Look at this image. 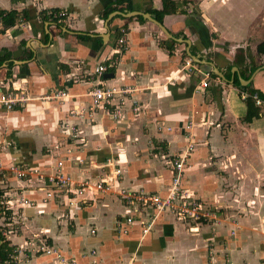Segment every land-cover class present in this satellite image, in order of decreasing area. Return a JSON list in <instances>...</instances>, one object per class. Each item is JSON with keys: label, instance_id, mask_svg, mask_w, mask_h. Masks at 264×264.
Returning a JSON list of instances; mask_svg holds the SVG:
<instances>
[{"label": "crops", "instance_id": "crops-1", "mask_svg": "<svg viewBox=\"0 0 264 264\" xmlns=\"http://www.w3.org/2000/svg\"><path fill=\"white\" fill-rule=\"evenodd\" d=\"M115 1L0 0V10L18 18L10 28L0 22V57L9 55L0 66V94L24 97L9 111L0 104V159L46 173L62 162L61 172L78 181L165 196L170 161L191 144L182 183L210 218L186 222L165 212L142 235L138 215L124 235L117 227L132 213L115 193L89 188L78 207L67 197L43 204V183L6 175L0 187L13 230L6 239L24 247L44 238L80 264H264V54L257 52L264 0H173L176 13L160 23L171 38L141 15L127 17V5ZM131 7L150 14L162 0H131ZM58 12L66 16L54 17ZM100 64L106 71L97 77ZM99 83L133 87L138 112H130L132 101L118 121L104 108L90 112L89 93ZM245 87L262 101L250 123L243 121ZM56 90L68 97L45 100ZM114 169L121 170L115 180ZM21 192L37 206H15L12 196ZM23 264L59 263L56 255L33 254Z\"/></svg>", "mask_w": 264, "mask_h": 264}, {"label": "built area", "instance_id": "built-area-1", "mask_svg": "<svg viewBox=\"0 0 264 264\" xmlns=\"http://www.w3.org/2000/svg\"><path fill=\"white\" fill-rule=\"evenodd\" d=\"M66 12L54 13V17L59 19L64 18ZM122 34H125V30H121ZM119 45H126L123 38L118 40ZM126 49V48H125ZM114 65V63L112 64ZM190 61L186 62V66L189 67ZM106 71V67L102 64L95 68L94 75L101 77ZM212 76V75H211ZM210 75H206L199 84L200 89H206L208 87V79ZM100 85L94 87L89 93L90 95V112H94L96 109L104 108L107 109V114L113 121L120 120L126 111L127 103H131L130 112L137 113L139 108L136 105L137 102L134 100L135 89L130 86L122 87H108L101 83ZM68 97V94L63 90H56L53 94L47 95L45 100H55L62 102ZM251 97L256 106L262 105V101L259 96L254 93L249 95L246 92L241 93V98L246 100ZM24 100V97L17 98L14 94L1 93L0 94V104L8 111L17 103ZM79 114V113H78ZM76 114L74 113V116ZM69 128H67L68 130ZM71 132H74V128H70ZM73 137H76L74 133H71ZM192 149V145L189 144L182 156H177L170 161L173 175L171 177V186L168 193L165 196L159 194L149 193L144 190L135 191L131 188H125L115 191L113 185L110 182H105L104 180H97L90 182L89 180H75L70 175L61 172L62 162H57L54 172L46 173L40 168H23L18 163L13 162L8 165L2 163L0 159V178L6 175H11L18 180L22 179H34L39 183L44 184V196L42 198V203L46 204L56 198L67 197V204L70 208L80 206L87 194L89 188L94 189L96 194H114L117 199L123 203L132 215L127 216L124 219V224L118 225L119 232L121 234H128L129 226L133 224L135 218L141 215V233L146 235L149 233L153 225L156 223L158 217L162 213H170L178 217V219L186 222L199 223L210 218V212L205 208V205L199 200L191 196L188 189H186L182 183V171L184 166V160L189 151ZM79 165H83L84 161H77ZM121 174L120 169H114L112 172L113 179ZM1 184V183H0ZM1 188V187H0ZM14 197L15 206H20L22 208H34L37 206L36 201H32L21 193H16ZM12 202H9L11 204ZM2 220L7 211H10V207L7 205V200L3 203ZM12 217L9 218V222L5 224L6 227H10ZM13 233V230H8L4 232V235H9ZM92 234L95 233L94 230L91 231ZM231 235L234 236V231H231ZM96 251H92L94 255ZM56 255L59 264H80L73 259H69L64 255L57 252L56 249L47 244V240L44 238H32L25 246L15 247L13 251L8 255V260L5 264H23L25 260L31 255ZM232 264V263H227Z\"/></svg>", "mask_w": 264, "mask_h": 264}, {"label": "trees", "instance_id": "trees-1", "mask_svg": "<svg viewBox=\"0 0 264 264\" xmlns=\"http://www.w3.org/2000/svg\"><path fill=\"white\" fill-rule=\"evenodd\" d=\"M116 6L126 4L127 7L125 10L127 12H132L134 11L133 7H131V0H116L114 3ZM177 4L173 2V0H162V9L161 10H150L149 13L153 16V18L158 21L159 23H162L163 17L166 15L174 14L176 13L177 10ZM56 12L57 10H53ZM52 13V12H51ZM50 13L49 17L52 18L53 20V15ZM105 15V13H104ZM17 12L16 11H3L0 10V22L4 28H10L13 27L16 22H17ZM139 22H143L142 17H137L136 18ZM125 26V25H124ZM122 27L125 28L126 27ZM115 37H121L120 29H117L115 32ZM81 39H87L84 37H80ZM172 42V41H170ZM257 52L264 54V42L259 44L257 47ZM9 55L6 53L4 56L0 57V66L7 61ZM12 64L9 63V67H11ZM10 75V74H7ZM234 82L236 83L237 86H239L238 81L234 79ZM240 88V87H239ZM243 91L245 92L246 90L249 92V95H253L256 93L258 96L259 94L256 91L249 90L247 87L242 88ZM260 97V96H259ZM246 105H247V113L246 116L244 117L243 121L245 123H250L253 119L257 118L259 116V113L261 112L260 107H256L254 105V101L252 100L251 97L247 98L246 100ZM6 190L3 188H0V264H5V262L8 260V255L13 251L14 245H10V241H8L4 235V232L8 231V228L5 226L9 222V218L11 217L10 211H7L5 216L3 217V221L1 222V212L3 211V203L6 200V195H5Z\"/></svg>", "mask_w": 264, "mask_h": 264}, {"label": "water", "instance_id": "water-1", "mask_svg": "<svg viewBox=\"0 0 264 264\" xmlns=\"http://www.w3.org/2000/svg\"><path fill=\"white\" fill-rule=\"evenodd\" d=\"M125 15L127 17H133V16H139V15H141L143 18H145V19L151 21L152 23H154L158 27V29L160 31H162L166 36H168L169 38H171V35L167 32V30L159 22H157L156 20H154L151 17L150 14H140L138 12H131V13H127ZM215 71H216V74L221 75L217 70H215ZM108 77H111V75L110 76H104V78H108ZM242 83H245V81L242 80Z\"/></svg>", "mask_w": 264, "mask_h": 264}]
</instances>
